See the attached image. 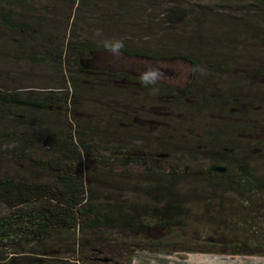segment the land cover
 <instances>
[{"label":"trees","instance_id":"trees-1","mask_svg":"<svg viewBox=\"0 0 264 264\" xmlns=\"http://www.w3.org/2000/svg\"><path fill=\"white\" fill-rule=\"evenodd\" d=\"M222 1L0 0V264L264 258V0ZM109 54L190 78L144 83ZM194 227L215 238L189 245Z\"/></svg>","mask_w":264,"mask_h":264},{"label":"rangeland","instance_id":"rangeland-1","mask_svg":"<svg viewBox=\"0 0 264 264\" xmlns=\"http://www.w3.org/2000/svg\"><path fill=\"white\" fill-rule=\"evenodd\" d=\"M207 8H212L215 15H231L234 11H246L253 9V7L248 6L244 1L240 0H226L217 3H211L206 5ZM163 6H158L157 4H152L146 8V15L150 16V20L155 22L162 15ZM252 17H258L264 20L263 12L256 11L250 12ZM150 14V15H149ZM122 29V28H120ZM120 29H116L111 32L113 39H129L133 35L121 33ZM151 29H154L152 27ZM156 38H159L156 37ZM102 60H104L105 65L114 66V68L120 71H128L132 69L137 75L143 76L148 73H156V79H159L167 85H172L174 87H183L190 78V66L184 61H171V62H157V61H145L140 59H125L119 55H103ZM80 110H82L80 108ZM83 118L89 117L91 114L88 107H84ZM160 129V128H159ZM154 134L151 135V138ZM155 138V137H154ZM156 139V138H155ZM189 240V245L195 243V239L201 244L207 245L212 242L210 237L215 238L214 234H211L207 229L194 227L187 230ZM211 238V239H212ZM193 240V241H191ZM214 239L213 241H216ZM200 245V244H199ZM133 264H264V258H254V257H232L227 255H211V254H173L167 252L154 253V252H137L133 257Z\"/></svg>","mask_w":264,"mask_h":264},{"label":"clouds","instance_id":"clouds-1","mask_svg":"<svg viewBox=\"0 0 264 264\" xmlns=\"http://www.w3.org/2000/svg\"><path fill=\"white\" fill-rule=\"evenodd\" d=\"M123 45L121 43H116L115 45L112 46V50L115 52V51H118ZM156 76L157 74L156 73H148V74H145L144 76H142V81L144 83H153L155 82V79H156Z\"/></svg>","mask_w":264,"mask_h":264},{"label":"water","instance_id":"water-1","mask_svg":"<svg viewBox=\"0 0 264 264\" xmlns=\"http://www.w3.org/2000/svg\"><path fill=\"white\" fill-rule=\"evenodd\" d=\"M215 171L223 173L225 171V169L220 168V169H215Z\"/></svg>","mask_w":264,"mask_h":264}]
</instances>
